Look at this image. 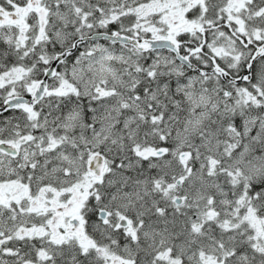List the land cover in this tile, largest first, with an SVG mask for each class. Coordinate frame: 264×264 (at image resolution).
I'll return each instance as SVG.
<instances>
[{
	"label": "snow or ice",
	"instance_id": "snow-or-ice-1",
	"mask_svg": "<svg viewBox=\"0 0 264 264\" xmlns=\"http://www.w3.org/2000/svg\"><path fill=\"white\" fill-rule=\"evenodd\" d=\"M0 264H264V0H0Z\"/></svg>",
	"mask_w": 264,
	"mask_h": 264
}]
</instances>
